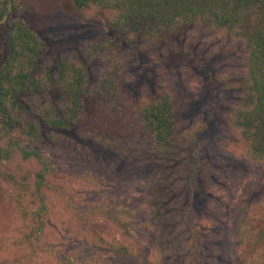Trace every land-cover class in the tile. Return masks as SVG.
Listing matches in <instances>:
<instances>
[{"label":"trees","instance_id":"trees-1","mask_svg":"<svg viewBox=\"0 0 264 264\" xmlns=\"http://www.w3.org/2000/svg\"><path fill=\"white\" fill-rule=\"evenodd\" d=\"M73 1L76 8L93 3L118 11L109 23L111 36L83 47L75 59L64 54L47 62L48 44L23 21L0 25V165L4 164L0 167V199L14 217L29 226L23 245L31 256L41 251L59 264H196L202 228L196 218L193 190L206 165L196 155L197 138L223 110L230 118L223 114L222 125L230 128L235 143L245 144L256 162L264 161V0ZM9 14L4 4L0 19ZM197 20L211 28L230 30L242 41L246 58L235 81L233 100L220 106V98L213 96L199 126L181 121L170 93L153 92L146 101L133 98L132 104L124 101L112 47L129 40L127 49L136 53L145 45L143 41L155 39L160 43L157 48L166 47L169 41L177 43L176 34ZM120 35L121 43L115 44L112 36ZM183 48L181 45L180 52ZM98 54H104V69L99 72L91 61ZM206 95L207 90L203 97ZM71 147L77 148L73 152L85 164L104 153V190L116 181L115 162H148L147 228L153 234L148 246L141 245L142 251L138 246L111 241L104 234L94 238L95 243L92 240L91 246L97 250L89 256L76 247L64 250L61 241L57 249L52 243L43 245L48 213L44 191L52 189L48 177L55 173L51 159L54 152ZM16 157L22 165L13 168ZM30 163L37 168L29 170ZM65 198L80 223L88 224L100 214L104 222L125 228L118 211L98 204L83 209L68 194ZM134 238L133 245L137 243Z\"/></svg>","mask_w":264,"mask_h":264},{"label":"rangeland","instance_id":"rangeland-1","mask_svg":"<svg viewBox=\"0 0 264 264\" xmlns=\"http://www.w3.org/2000/svg\"><path fill=\"white\" fill-rule=\"evenodd\" d=\"M4 4L10 14L0 19V25L6 26L16 19L23 21L48 44L47 62L64 54L75 59L83 47L111 36L109 23H113L118 14L116 10L93 3L76 8L73 0H0V8ZM117 28L121 30V24ZM123 30L130 32L126 28ZM175 38L179 39L177 43L169 41L168 46L160 48H157L160 43L157 44L156 39L145 40V45L133 53L132 49H127L129 40L122 45L116 44L121 43V35L112 36L116 44L112 52L117 60L113 67L119 74L121 97L132 104L133 98L146 101L153 92L170 93L181 121L186 126L191 123L199 126L213 96L220 98V106L233 100L235 81L243 72L246 54L241 39L230 30L211 28L199 20L186 25ZM181 45L184 52H180ZM108 59L113 58L109 56ZM91 61L96 71L104 69V54L94 56ZM209 82L216 84L209 86ZM206 90L207 99L203 97ZM225 113L218 111V118L210 121L205 132L197 138L196 155L199 162L206 161V165L193 190L196 218L202 228L194 263L264 264V161L256 162L245 144L235 143L230 128L222 125L223 114L224 118H230ZM73 150L77 148L60 149L51 159L55 173L48 177L52 189L44 191L48 213L43 245L52 243L57 249L61 241L64 250L76 247L88 255L97 250L91 246L92 240L95 243L94 238L104 234L111 241L132 248L138 246L142 251L141 245L148 246L153 234L152 229L147 228L151 172L148 162L118 164L114 161L112 169L116 181L104 190V153L97 152L99 159L85 164ZM18 160L14 158L13 168L17 163L22 165ZM27 168L35 169L37 165L30 163ZM67 194L83 209L98 204L103 209L118 211L126 229L122 224L104 222L100 214L88 224L80 223L67 208ZM28 227L14 217L0 199V264H59L41 251L31 256L29 248L23 245ZM133 235L141 238L131 237ZM81 238L85 239L81 242ZM132 238L137 239L134 245Z\"/></svg>","mask_w":264,"mask_h":264}]
</instances>
